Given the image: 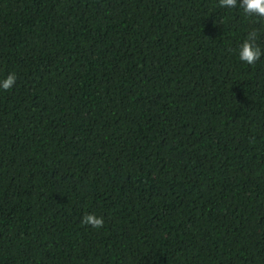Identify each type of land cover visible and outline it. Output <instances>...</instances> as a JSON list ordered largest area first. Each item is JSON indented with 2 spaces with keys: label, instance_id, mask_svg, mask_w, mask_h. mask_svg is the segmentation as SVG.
I'll return each instance as SVG.
<instances>
[{
  "label": "trees",
  "instance_id": "obj_1",
  "mask_svg": "<svg viewBox=\"0 0 264 264\" xmlns=\"http://www.w3.org/2000/svg\"><path fill=\"white\" fill-rule=\"evenodd\" d=\"M239 3L0 0V264H264Z\"/></svg>",
  "mask_w": 264,
  "mask_h": 264
},
{
  "label": "clouds",
  "instance_id": "obj_2",
  "mask_svg": "<svg viewBox=\"0 0 264 264\" xmlns=\"http://www.w3.org/2000/svg\"><path fill=\"white\" fill-rule=\"evenodd\" d=\"M237 3L238 0H219L221 7L235 8L237 7ZM239 6L249 16L264 18V0H240ZM256 36L257 32L255 30L250 32L248 38L242 43L239 50L240 60L249 65L255 64L262 55L260 47L254 43ZM15 82V74L10 73L4 80L0 81V88L9 90L15 85ZM81 222L84 225H91L93 228H101L104 225L103 217H97L94 214H86Z\"/></svg>",
  "mask_w": 264,
  "mask_h": 264
}]
</instances>
